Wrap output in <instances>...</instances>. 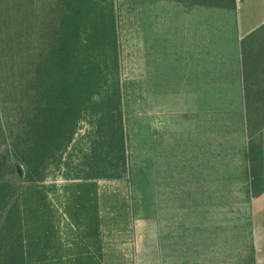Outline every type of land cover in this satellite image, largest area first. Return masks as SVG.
Wrapping results in <instances>:
<instances>
[{
  "label": "rangeland",
  "instance_id": "1",
  "mask_svg": "<svg viewBox=\"0 0 264 264\" xmlns=\"http://www.w3.org/2000/svg\"><path fill=\"white\" fill-rule=\"evenodd\" d=\"M55 1L24 0L35 7L30 31L24 35L35 41L33 49L40 25L52 21L42 8ZM118 5L128 162L131 167L144 165L157 179L158 190L148 193L156 202L151 201L150 212L142 203L136 206L128 177L85 180L91 170L83 162L98 141V122L87 116L70 148L48 168L45 180L25 189L27 261L239 264L252 208L241 205L242 183H226L242 176L241 157L233 162L225 158L223 136L215 135L223 118L214 113L229 108L227 97L239 99V89L193 84L189 53H176L189 46L188 8L172 2ZM13 47L14 53H21L16 50L22 49L19 42ZM195 198L197 207L192 204Z\"/></svg>",
  "mask_w": 264,
  "mask_h": 264
},
{
  "label": "trees",
  "instance_id": "2",
  "mask_svg": "<svg viewBox=\"0 0 264 264\" xmlns=\"http://www.w3.org/2000/svg\"><path fill=\"white\" fill-rule=\"evenodd\" d=\"M118 2H172L188 9L236 11V0H56L42 8L52 21L40 25L33 49L35 41L24 37L32 25L33 4L0 0V264H29L22 217L25 189L45 180L48 168L70 148L87 116L98 122V141L83 162L91 170L85 180L128 177L136 206L142 203L148 210L151 201L156 202L148 193L158 190L157 179L144 165L131 167L128 162ZM16 42L22 47L16 49L19 54L12 50ZM224 101L229 108L214 112L223 118L215 135L223 136L225 158L233 162L241 157L242 175L226 183H242L241 205L252 208L239 264H260L253 201L264 194V102L245 97ZM192 204L199 206L198 200Z\"/></svg>",
  "mask_w": 264,
  "mask_h": 264
},
{
  "label": "crops",
  "instance_id": "3",
  "mask_svg": "<svg viewBox=\"0 0 264 264\" xmlns=\"http://www.w3.org/2000/svg\"><path fill=\"white\" fill-rule=\"evenodd\" d=\"M198 9H189L188 48L176 51L189 53L193 84L238 87L239 98L264 102V0H236L235 12ZM253 217L257 261L264 264V194L253 201Z\"/></svg>",
  "mask_w": 264,
  "mask_h": 264
},
{
  "label": "water",
  "instance_id": "4",
  "mask_svg": "<svg viewBox=\"0 0 264 264\" xmlns=\"http://www.w3.org/2000/svg\"><path fill=\"white\" fill-rule=\"evenodd\" d=\"M18 171H19L20 176H22V170L19 168Z\"/></svg>",
  "mask_w": 264,
  "mask_h": 264
}]
</instances>
